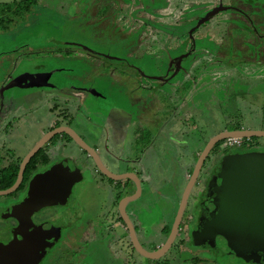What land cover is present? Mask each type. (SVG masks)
<instances>
[{"label":"rangeland","instance_id":"1","mask_svg":"<svg viewBox=\"0 0 264 264\" xmlns=\"http://www.w3.org/2000/svg\"><path fill=\"white\" fill-rule=\"evenodd\" d=\"M11 1L0 0V4ZM35 1L24 21L7 32L0 31V111L8 110L1 113L0 122L22 114L14 131L27 132L37 139L50 117L51 101L45 96L50 88L13 87L2 91L5 82L32 64L46 71L57 70L50 79L55 87L74 84L70 79L88 73L93 78L82 84H100L99 91L107 95L106 99L93 98L94 111L109 109L116 122L122 115L118 105L124 107L119 102L127 101L121 90L114 91L113 84L131 86L133 92L140 91L141 86L153 88L144 90V102L158 107V103L165 104L170 116L157 132L160 122L156 118L161 121L164 117L155 118V108L147 107L148 177L169 180L175 191L182 185L181 164L189 167L196 161L193 145L202 149L204 142L222 129H264V51L258 50L264 47V38L255 40L252 25L232 10L218 11L197 25L209 11L230 0ZM238 1L242 0H232ZM252 1L264 5V0ZM259 9L254 22L264 23V17H260L264 8ZM241 21L243 26L235 25ZM261 26H255L260 34L264 32ZM252 42L257 50L244 51ZM83 49L102 57V62L85 55ZM176 63L179 66L174 67ZM66 68L71 71H60ZM87 116L89 112H80L71 118L73 128L81 135L113 131L111 117L101 127L95 123L97 117ZM175 116L179 121H174ZM183 128L185 132H180ZM117 135L121 142H129L125 131ZM22 137L17 136L10 148L24 152L28 145ZM136 154L133 152L127 160H134ZM159 163L163 169H159ZM155 183L157 195L169 193L164 184Z\"/></svg>","mask_w":264,"mask_h":264},{"label":"flooded vegetation","instance_id":"2","mask_svg":"<svg viewBox=\"0 0 264 264\" xmlns=\"http://www.w3.org/2000/svg\"><path fill=\"white\" fill-rule=\"evenodd\" d=\"M222 7L234 11L252 25L251 33L255 40L264 38V32L260 34L259 28L255 29L259 24H262L260 28H264L263 21L254 22L256 15L260 14L259 8H264V5L252 0L234 3L230 0V3ZM235 25L241 27L243 22ZM253 45V42L247 44L249 50L244 51H256L257 48ZM262 48L264 47L260 46L258 50L264 51ZM233 49L235 48H229V51ZM83 51L85 55L99 58L102 62V57L85 49ZM175 66H179V63ZM25 67L12 79L23 73H49L48 82L51 83V76L57 71H46L34 64ZM89 68L91 72L92 66ZM60 71L69 72L71 69ZM91 78L93 77L88 73H80L78 77L70 79L74 84H60L55 87L56 85L51 83L52 86L48 87L50 89L45 91L46 100L51 101L48 111L50 117L48 124L41 127L40 137L37 139L30 137L27 132L14 131L18 126L19 115H11L12 118L0 122V246H21L22 253L25 254L23 258L15 261L16 264H30L33 262L31 258L36 259L34 264L240 263L237 259L219 258L220 251L213 248L215 243L206 245L195 242L193 235L200 223L201 212H208L206 199L212 197L206 195L208 181L221 159L229 154L250 153L253 150L264 152V138L252 137L248 142L242 138L238 145L225 147H221V141L216 143L207 152L195 178L190 179L196 161L208 141L204 142L202 149L194 155L195 163L189 167L181 164L182 185L175 191L169 180H153L148 177V104L143 98L147 96L144 90L151 91L153 88L141 86L142 99H133L134 89L131 86L113 84L116 89L114 91L117 92L120 88H124L126 92L132 88L127 94L121 90L127 103L119 102L124 107L118 105L122 115H118L116 122V116L111 117L109 109L105 111L104 108H96L94 111L93 98L106 99L107 95L99 91L100 84H82ZM6 84L13 83L7 81L3 87ZM8 89L10 87L2 91ZM158 104L159 107L157 103V106L151 105L155 108V118L156 115L164 117L161 121L156 118L157 123L160 122L157 132L162 130V123L170 116L165 104ZM80 112H89L87 117H97L98 122L95 123L101 127L111 117L113 131L104 130L97 134L81 135L73 128L71 122V118ZM1 113L0 111V115L6 114L8 110ZM21 116L23 115L19 117ZM173 119L175 122L179 121L177 117ZM61 128L72 130L83 146L67 132L58 130ZM114 129H117V132L125 131L129 142H121ZM19 135L24 136L22 140L28 145L22 153L9 146ZM43 139V143L33 153L35 145ZM121 151L124 157L120 155ZM133 152L137 153L136 158L131 160L129 157L127 160ZM57 164L77 170L80 176L79 180L71 185L65 199L38 210H21L19 205L35 177L53 169ZM20 169L22 174L18 178ZM159 169H163L161 163ZM12 170H15L14 178L7 184L8 179L4 176ZM18 179L14 190L2 193L10 189ZM155 182L164 184L169 193L162 197L157 195L155 190L159 189ZM0 258V264H10L6 253L0 252Z\"/></svg>","mask_w":264,"mask_h":264},{"label":"water","instance_id":"3","mask_svg":"<svg viewBox=\"0 0 264 264\" xmlns=\"http://www.w3.org/2000/svg\"><path fill=\"white\" fill-rule=\"evenodd\" d=\"M225 9L222 6L213 8L198 20L197 25ZM49 77V73H23L11 80L13 84H6L2 89L51 87ZM58 130L67 132L83 146L72 130ZM229 137L264 138V129L226 130L211 137L198 157L190 179L195 178L207 152L216 143ZM44 140L35 145L33 153ZM21 174L22 169L19 170L18 178ZM78 174L77 170L61 164L40 173L30 185L19 207L24 211H32L62 202L71 185L79 180ZM18 181L19 179L2 193L14 190ZM208 182L206 195L212 197L206 199L208 212L200 214V223L193 235L194 241L206 245L215 243L213 248L220 251L219 258L241 261L236 264H264V152L235 153L223 157ZM20 247L0 246V252L7 254L10 264H16L15 261L25 254ZM31 259L33 262L30 264H34L36 259Z\"/></svg>","mask_w":264,"mask_h":264},{"label":"trees","instance_id":"4","mask_svg":"<svg viewBox=\"0 0 264 264\" xmlns=\"http://www.w3.org/2000/svg\"><path fill=\"white\" fill-rule=\"evenodd\" d=\"M36 5L35 0H12L10 3L0 4V31L7 32L24 21L27 14ZM236 127L235 129H237ZM249 139H245L247 142ZM14 173V174H13ZM15 170L7 173L4 177L11 183Z\"/></svg>","mask_w":264,"mask_h":264},{"label":"crops","instance_id":"5","mask_svg":"<svg viewBox=\"0 0 264 264\" xmlns=\"http://www.w3.org/2000/svg\"><path fill=\"white\" fill-rule=\"evenodd\" d=\"M120 90H123L124 92H126V90H124V88H120ZM139 90H140V88H139ZM127 93H128V92H127ZM127 93H126V94H127ZM140 94H141V91H134V92H133V97H132V98H133V99H137V98L140 99V98L142 97ZM141 99H142V98H141ZM183 99H184V98H183ZM182 101H183V100H182ZM136 103H138V102L136 101ZM137 105H138V104H137ZM148 107H151V105H150V106L148 105ZM152 107H153V106H152ZM166 109H168V107H166ZM175 117H176V116H175ZM235 125H236V124H235ZM240 128H241V129H242V128H243V129H255V127H248V126H247V127H245V126H244V127L240 126V127L237 128V129H240ZM231 129H232V128H231ZM231 129H228V130H231ZM234 129H235V128L233 127V130H234ZM237 129H236V130H237ZM223 130H226V129L218 130V132H215V134H217V133H219V132H222ZM256 130H257V129H256ZM180 132H185L184 128L181 129ZM185 137H186V138H189L188 135H184V138H185ZM198 150H199V149H198V148H195L194 145H193V146H192V150H191L192 155H194L195 153L199 152ZM183 165H184V164H183Z\"/></svg>","mask_w":264,"mask_h":264},{"label":"built area","instance_id":"6","mask_svg":"<svg viewBox=\"0 0 264 264\" xmlns=\"http://www.w3.org/2000/svg\"><path fill=\"white\" fill-rule=\"evenodd\" d=\"M242 141V138L239 137H229L221 141V147L238 145Z\"/></svg>","mask_w":264,"mask_h":264}]
</instances>
